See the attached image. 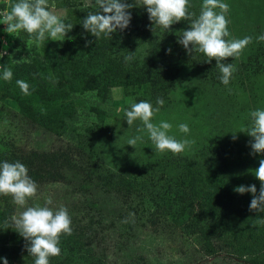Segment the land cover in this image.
I'll return each mask as SVG.
<instances>
[{
  "label": "rangeland",
  "instance_id": "obj_1",
  "mask_svg": "<svg viewBox=\"0 0 264 264\" xmlns=\"http://www.w3.org/2000/svg\"><path fill=\"white\" fill-rule=\"evenodd\" d=\"M15 2L0 0L5 4L0 13ZM125 2L134 5L129 9L130 24L109 39L114 51L132 54L142 66L138 72L149 77L139 83L141 79L134 76L124 86L82 93L85 112L75 123L74 139L60 137L48 126L31 121L20 112L12 94L0 88V150L14 149L25 158L29 176L35 169L43 175L34 180L37 196L30 198L25 207L44 206L50 196L53 203L48 206L54 210L64 206L71 217L72 235H61L60 255L50 257L49 264L264 262V250L241 251L240 241L231 232L216 229V222L204 214L206 202L219 195L225 176L219 168L221 155L226 157L231 176L225 178L244 186L254 184L259 194L261 182L254 170L264 153L254 154L250 143L254 138L240 130L251 126L252 111L264 110V41L257 40L264 35V0H223L229 5L226 18L230 36L225 39L252 37L239 58L222 61L235 67L228 85L221 82L222 73L214 59L208 62V57L195 50L190 54L178 42L183 31L190 28L191 19L199 16L203 0H189L188 10L195 15L173 23L168 30L149 19L146 7L138 6L140 0ZM90 7L97 11L95 0H49V10L74 26L69 31L70 41L49 40L48 47H72L80 37L92 35L82 26ZM6 27L0 23V52L4 53L0 69L3 64L11 69L17 60L43 54L46 45L30 40L15 43L17 33H7ZM85 64L95 76H101L105 68L113 71L112 63L105 61L86 60ZM73 69L76 74L83 71L80 64L73 65ZM48 73L47 77L67 83L60 66L49 67ZM158 97L165 103L152 122L167 121L172 124L170 136L194 141L180 154L157 151L146 130L137 131L143 127L142 122L137 120L128 126L121 111L140 101H148L155 108ZM94 99L102 105L95 108ZM34 104L44 111L45 102ZM66 105L71 108L70 101ZM89 109L92 112H87ZM181 123L189 126V133L179 131ZM232 132H236L235 140ZM136 136H143V140L135 147L128 145L127 141ZM56 171L59 176L55 178ZM128 178L134 179L130 189L121 183V179ZM246 193L250 205L253 196ZM4 197L13 211L10 224L0 225V258L10 257L8 264H34L35 257L27 251L28 242L11 222V217L24 208L11 196L0 195ZM3 202L0 200V205ZM260 213L264 219V212ZM74 235L83 236L85 255L83 249L71 250L69 238ZM13 236L20 244L19 253L12 258L1 250ZM0 264H4L3 259Z\"/></svg>",
  "mask_w": 264,
  "mask_h": 264
},
{
  "label": "clouds",
  "instance_id": "obj_2",
  "mask_svg": "<svg viewBox=\"0 0 264 264\" xmlns=\"http://www.w3.org/2000/svg\"><path fill=\"white\" fill-rule=\"evenodd\" d=\"M97 11L89 12L82 22L85 30L90 32L96 39L101 35L110 36L117 30L126 29L131 20L129 11L134 5L126 3L125 0H95ZM136 5V4H135ZM138 6H145L149 19L168 30L175 22L189 20L195 14L189 12V0H140ZM219 9V12L216 11ZM229 5L223 0H203L201 12L195 19H191L190 28L183 31L179 43L191 54L194 50L208 57V62L213 59L222 73L221 82L228 85L235 67L232 64H224L222 61L228 58H239L242 51L252 42L251 36L242 39L226 40L230 36L228 30V19L226 14ZM0 23L7 25L5 31L9 34L24 31L33 38L37 45L44 43L46 39L63 41L67 33L73 28V24L65 23L61 16L49 10V0H17L10 4V10L0 13ZM258 41H264V35L257 37ZM92 41H86V45ZM191 45V47H189ZM171 52V49H168ZM4 53L0 52V56ZM132 55L126 56L125 62L131 61ZM13 72L5 67L3 80L11 82ZM24 95H30L29 84L24 80H17ZM122 91V89L120 90ZM163 98L158 97L156 107L148 101L132 103L130 109H121L124 112L128 126L134 121H141L143 127L138 132H146L155 149L161 153L166 151L180 154L185 151L194 141L184 139L177 140L168 133L172 124L161 120L159 124L153 123V117L164 105ZM251 126L240 131L246 132L254 138L251 143L253 153H264V110H254L250 113ZM179 131L189 133L190 129L186 123L179 124ZM233 133V139L237 137ZM143 136H136L127 141L128 145L135 147ZM254 175L261 182L259 194L253 185H240L234 190L240 194L252 193L249 210L264 212V159L259 162V167L254 170ZM38 186L28 175L27 167L16 161L0 163V195L11 196L13 202L24 208L19 215H13L11 222L19 234L28 241L26 245L30 255L35 257L34 264H49V258L60 255L59 247L61 235H72L71 217L68 209L60 206L58 209L50 208L52 198L46 197L44 206L36 204L27 206L30 198L37 196ZM3 259L8 264L7 258Z\"/></svg>",
  "mask_w": 264,
  "mask_h": 264
},
{
  "label": "trees",
  "instance_id": "obj_3",
  "mask_svg": "<svg viewBox=\"0 0 264 264\" xmlns=\"http://www.w3.org/2000/svg\"><path fill=\"white\" fill-rule=\"evenodd\" d=\"M4 7L5 4L1 3L0 9H4ZM7 9L10 10V5L8 4ZM95 9V7L89 8L90 12H94ZM70 37H72V34L68 32L64 40L68 41ZM29 40L33 41V38L28 33L20 31L17 33L15 43L25 44ZM49 40L46 39L42 43L47 46L42 55L32 54L28 59L17 60L13 63L11 67L13 72L11 82L3 80V70L6 67L3 64L0 69V88H5L12 94L20 112L27 118L48 126L60 137L73 139L76 137L74 133L76 130L75 123L79 119L80 114L85 112L84 108L81 107L84 100L82 93L91 89H97L102 92L112 86H124L128 79L134 76L139 80L141 79L139 83L145 82L149 77L146 73L138 72V69L142 66L139 65L132 54L114 51L113 43L110 41L109 36H101L98 39L93 35L82 36L72 47L64 45L57 49L48 47ZM86 41H92V43L86 45ZM129 55L134 58L125 62L124 58ZM86 60H92V62L101 60L106 63H112L113 71L105 68L101 76L99 74L95 76L85 64ZM77 64L82 65L83 69L79 74H76L73 69V65ZM56 65L60 66L61 73L65 76L67 83L61 84L58 79L47 77L49 67ZM89 65H92V63ZM17 80H24L29 84L30 95L23 94L16 84ZM99 97L102 98L103 95H99ZM34 101L46 103L43 112L35 108ZM66 101H70L71 108L67 107ZM48 103L51 104L49 107H47ZM93 103L96 106L95 108L102 105L99 99H94ZM92 110L89 109L87 112L90 113ZM8 145L14 146L13 143ZM16 153L14 149L10 150L9 148L0 150V163L4 161L10 163L19 161L24 164L25 158ZM226 166V157L224 155L219 156V168H221L225 176L231 177L230 173L228 174L227 172ZM58 176L59 172L56 171L54 177ZM225 176L219 187V195L212 197L206 202L207 213L204 214L209 220L216 222V229L225 233L231 232L232 236L240 241L241 251L259 253L264 250V219L261 218L260 212L249 210L246 192L240 194L234 190L241 184L234 181V179H226ZM30 177L35 180L38 177H43V175L35 169L30 172ZM132 181L134 179H121V183L124 184L126 189H130L133 186ZM2 199H4V202L0 205V225L8 226L13 208H10L6 203V197L0 198V200ZM202 217L206 218L204 215ZM14 238L15 236L4 243L7 245H4L1 250L8 256L12 255V258L19 253L17 246L20 244ZM82 239L83 236L81 235L72 236L69 238V246L71 250H73V247L79 248L80 251L83 249L84 251L81 253L85 255L86 251L83 248ZM239 259L245 261L244 258ZM246 261L248 264L264 263L262 260L255 259H247ZM8 262H10V257Z\"/></svg>",
  "mask_w": 264,
  "mask_h": 264
}]
</instances>
